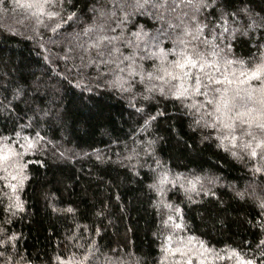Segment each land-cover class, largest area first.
I'll return each mask as SVG.
<instances>
[{
    "label": "trees",
    "instance_id": "1",
    "mask_svg": "<svg viewBox=\"0 0 264 264\" xmlns=\"http://www.w3.org/2000/svg\"><path fill=\"white\" fill-rule=\"evenodd\" d=\"M72 3L76 7L68 5V10L79 19L57 33L47 18L37 24L31 10L14 0L0 5V136L16 140L19 131L20 143L37 132L43 138L25 155L30 176L20 193L25 211L11 216L4 211L7 202L0 204V230L17 237L0 246V264L9 259L12 264H58L57 256L67 261L93 240L100 248L94 264H105V255L118 256L123 264H158L161 240L154 233L160 229L158 212L168 210L154 206L161 197L148 187L161 171L157 159L171 175L206 178L204 190L215 193H193L189 202L179 186H165L163 200L180 206L188 232L211 247L236 248L260 262L264 258L257 246L264 234L258 202L264 198V173H254L246 156L237 158L220 147L215 133L209 136V129L192 125L179 103L137 96L134 108L129 100L143 92L142 86L134 85L130 94L103 82L97 86L92 70L82 78L80 60L68 48L90 15L91 0ZM247 6L264 16V0H247ZM136 22L153 27L144 17ZM262 34L264 29L253 32L249 43L237 45L236 54H255L253 43ZM165 46L171 45L166 41ZM141 106L143 113L136 111ZM158 108L164 115L143 128L147 114ZM149 141H155L151 148ZM207 178L215 179L208 183ZM238 191L246 193L244 199ZM69 206L76 209L74 216L52 211ZM4 237L0 231V240Z\"/></svg>",
    "mask_w": 264,
    "mask_h": 264
},
{
    "label": "snow or ice",
    "instance_id": "2",
    "mask_svg": "<svg viewBox=\"0 0 264 264\" xmlns=\"http://www.w3.org/2000/svg\"><path fill=\"white\" fill-rule=\"evenodd\" d=\"M14 2L17 7L31 10L37 24H44L47 18L53 33L79 19L77 12L68 10V5L76 7L72 0ZM4 3L0 0V5ZM89 12L68 48V53L80 60L82 78L92 70L97 86L103 82L105 87L130 94L134 85L142 86L143 92L134 93L129 100L134 108L132 100L137 96L144 101L163 98L179 103L192 116V125L209 129V136L215 133L220 147L237 158L246 156L253 162L254 173H264V34L253 43L255 54L244 57L234 50L238 44L249 43L253 32L264 29V16L254 13L247 0H91ZM137 17L151 21L153 27L147 29L145 23H137ZM166 41L170 47L165 46ZM136 111L143 113L145 109L141 106ZM163 115L159 108L155 114H147L142 127H150ZM15 136L16 140L0 136V204L7 202L4 211L11 216L25 211L20 195L30 181L25 155L43 139L38 132L35 138L23 137V143L19 131ZM153 143L148 142L149 148ZM155 163L161 171L148 187L161 197L154 206L168 210L158 212L160 229L154 233L161 240L158 264H264V259H248L236 248L211 247L188 232L180 206L164 202L165 186H179L189 202L193 201V193H215L204 190L202 181L206 178L171 175L159 159ZM214 179L207 178V182L213 183ZM245 195L236 192L241 199ZM258 207L262 218L259 228L264 234V198L259 199ZM52 211L73 216L76 213L71 206L53 207ZM102 214V209L96 212L97 216ZM0 231L5 232L0 246L16 241V234L9 236L6 230ZM99 232L96 229V234ZM86 248L67 261L59 256L56 260L58 264H94L100 258V248L94 240ZM257 251L264 258V236L258 241ZM7 264L12 261L9 259ZM105 264L123 261L105 255Z\"/></svg>",
    "mask_w": 264,
    "mask_h": 264
}]
</instances>
